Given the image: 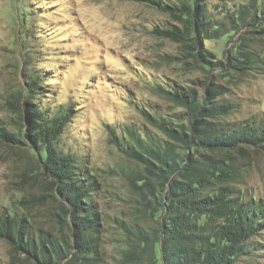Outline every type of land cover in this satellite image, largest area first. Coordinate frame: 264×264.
Returning a JSON list of instances; mask_svg holds the SVG:
<instances>
[{
    "label": "rangeland",
    "instance_id": "1",
    "mask_svg": "<svg viewBox=\"0 0 264 264\" xmlns=\"http://www.w3.org/2000/svg\"><path fill=\"white\" fill-rule=\"evenodd\" d=\"M161 1L162 7H180L178 0ZM203 5L211 19L206 51L214 61L249 56L243 72L214 71L208 77L184 44L158 32L183 28L177 12L142 1L0 0V121L16 131L14 102L30 86L27 78L39 80L35 103L42 111H71L58 148L95 184L90 200L99 231L93 264H125L124 254L137 245L133 234L156 227L129 180L136 166L117 147L115 135L123 137L130 126L157 134L150 117L185 115L165 90L203 94L212 83L223 92L220 100L234 107L225 123L264 125V0H204ZM29 93L25 100L35 97ZM39 158L27 146L0 142V217L21 216L35 229L71 236L69 211ZM233 166L237 195L264 200V147L236 155ZM253 244V256L236 264H264V232ZM24 259L0 238V264ZM131 264L150 262L145 256Z\"/></svg>",
    "mask_w": 264,
    "mask_h": 264
},
{
    "label": "trees",
    "instance_id": "2",
    "mask_svg": "<svg viewBox=\"0 0 264 264\" xmlns=\"http://www.w3.org/2000/svg\"><path fill=\"white\" fill-rule=\"evenodd\" d=\"M138 1L177 12L183 28L158 32L184 44L208 77L214 71L243 72L250 66L249 56L226 61L210 57L203 43L211 24L204 0H178V9L162 7L161 0ZM236 15L243 22L244 12ZM26 84L30 86L14 102L16 131L0 121V142L38 152L44 173L69 211L66 226L72 235L38 230L27 218L6 214L0 217V238L11 244L15 254L25 256L10 264H93L98 244L94 234L99 231L90 200L95 184L72 155L58 148L71 111L53 115L42 111L35 103L39 80L27 78ZM29 92L35 94L33 100H25ZM165 93L185 115L150 117L157 134L130 126L124 128L123 137L115 135L117 147L136 166L129 180L139 204L156 223L151 232L133 234L137 245L124 254V263L146 256L150 264H236L240 258L252 257L253 241L264 232V200L246 201L232 189L233 162L236 155L245 157L264 147V125L254 120L225 123L234 107L220 100L223 92L212 83L205 85L203 94L194 90Z\"/></svg>",
    "mask_w": 264,
    "mask_h": 264
}]
</instances>
